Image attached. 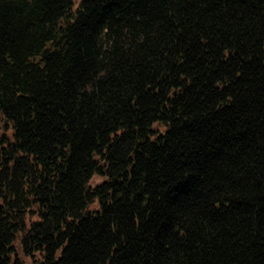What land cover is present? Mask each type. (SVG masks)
Segmentation results:
<instances>
[{"label": "trees", "instance_id": "trees-1", "mask_svg": "<svg viewBox=\"0 0 264 264\" xmlns=\"http://www.w3.org/2000/svg\"><path fill=\"white\" fill-rule=\"evenodd\" d=\"M0 264H264V0H0Z\"/></svg>", "mask_w": 264, "mask_h": 264}, {"label": "rangeland", "instance_id": "rangeland-1", "mask_svg": "<svg viewBox=\"0 0 264 264\" xmlns=\"http://www.w3.org/2000/svg\"><path fill=\"white\" fill-rule=\"evenodd\" d=\"M100 179H101L100 176L95 175V176L92 178V181H91V182L94 184V183L100 181Z\"/></svg>", "mask_w": 264, "mask_h": 264}]
</instances>
